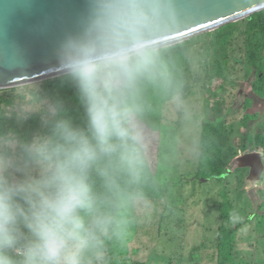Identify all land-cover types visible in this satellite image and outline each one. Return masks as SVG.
Wrapping results in <instances>:
<instances>
[{
  "label": "clouds",
  "instance_id": "1",
  "mask_svg": "<svg viewBox=\"0 0 264 264\" xmlns=\"http://www.w3.org/2000/svg\"><path fill=\"white\" fill-rule=\"evenodd\" d=\"M156 14V0H92L87 23L56 51L86 125L66 118L59 98H40L33 88L15 115L18 122L38 119L40 127L30 136L15 128L0 131V264L102 259L100 235L118 223L111 210L119 206L120 180L136 183L145 167V136L137 123L141 87L163 86L167 79L166 66L148 44ZM260 149L239 154L230 173L246 154L260 153L264 161ZM245 168L247 195L262 205L264 171L254 179Z\"/></svg>",
  "mask_w": 264,
  "mask_h": 264
},
{
  "label": "rangeland",
  "instance_id": "2",
  "mask_svg": "<svg viewBox=\"0 0 264 264\" xmlns=\"http://www.w3.org/2000/svg\"><path fill=\"white\" fill-rule=\"evenodd\" d=\"M211 39L202 37L193 45L189 64L192 84L198 78L203 81L212 75L211 64L216 62L218 53L208 49L212 46ZM242 47L243 40L234 46L229 65L232 71L227 80H207V89L203 84H193L187 99L177 98L165 105L164 130L154 133L137 119L145 136L146 152L166 193L163 206L144 200H122L116 233L121 239L115 245L114 256L117 264H136L137 261L148 264H219L217 244L230 237L236 247L235 264H264V219L259 225L257 220L258 216L264 217V207L261 208L264 202L254 205L256 198L251 200L247 195L245 188L250 183L246 185L245 181L249 170L240 162L235 173L222 177V181L197 177L200 183L193 178L200 161L204 123L225 120L228 132L226 150L232 159L229 168L239 154L254 149L256 132L264 124V96L255 91V73L249 74L239 63L244 55ZM30 98L31 95L27 99H17V109L25 106ZM219 105L220 112L217 113ZM225 189L234 207L236 224L255 215L234 234L222 232L220 228V202ZM260 195L264 198V191ZM98 252L102 259L96 260L92 255V264L104 260V253Z\"/></svg>",
  "mask_w": 264,
  "mask_h": 264
},
{
  "label": "trees",
  "instance_id": "3",
  "mask_svg": "<svg viewBox=\"0 0 264 264\" xmlns=\"http://www.w3.org/2000/svg\"><path fill=\"white\" fill-rule=\"evenodd\" d=\"M202 37L212 38V46L208 49L215 50L218 55H216V62L211 64L212 75L203 81L198 78L196 81H193L194 85L203 84L204 89H207V80L213 81L217 78L227 80L228 73L232 71V66L229 65L232 57L231 54L234 52V46L238 41L243 40L242 53L244 55L239 63L247 68L249 74L255 73V91L258 92V95L264 96L263 9L245 19L220 27L215 32L207 33L195 37L190 41L155 51L160 61L167 68V79L163 86H158L151 82H145L142 85L140 91L142 110L138 117L154 133H159L161 130H164L162 126L165 119L163 114L165 105L177 98L187 99L191 95L190 88H193V84L190 81L189 64L191 54L194 51L193 45ZM33 88L38 89L40 98H59L63 103L66 118L71 119L81 127L86 125V115L79 95L67 75H63L31 85L15 88H0V131L15 128L21 134L30 136L32 132L40 127L38 119L18 122L15 115L19 111L16 105L17 99H27V96L31 95L30 90ZM19 90L24 91L21 93ZM216 112H220V105L216 109ZM227 137L228 132L223 118L220 122L204 123L200 141V161L198 163V170L194 172L193 178L197 179L198 177L200 180L215 178L222 181V177H229L228 174H230V171L227 167L232 159L230 157L231 154L226 150ZM254 139V145L264 151V124L263 126H259ZM236 178L239 181L238 176ZM94 181L98 191L103 192L102 181L98 177H94ZM236 182L237 180L235 179ZM218 186L225 187L222 184H218ZM120 188L119 206L111 210L117 221L120 219L122 200L125 198H130L135 201H150L159 203L162 206L164 205L163 200L165 199L166 192L159 181L158 174L154 171L146 149L145 167L140 179L136 183H129L128 178L123 177L120 180ZM222 197L223 201L220 202L222 210V223L220 228L222 232L234 234L235 231H239L250 220L249 217H246L236 224V220L234 221V207L230 200L231 198L229 199V192L226 190L222 194ZM228 206H231V208H228ZM102 207L105 210H109L107 205H102ZM117 226L118 223L108 232L100 235L101 244L97 251L104 253V260L99 264H117L114 259L115 245L121 239V236L116 234ZM233 244L234 240L231 237L225 239V241L220 240L218 245L220 250V264H235V255L237 254L234 253L235 247H233ZM136 264L148 263L137 261Z\"/></svg>",
  "mask_w": 264,
  "mask_h": 264
},
{
  "label": "water",
  "instance_id": "4",
  "mask_svg": "<svg viewBox=\"0 0 264 264\" xmlns=\"http://www.w3.org/2000/svg\"><path fill=\"white\" fill-rule=\"evenodd\" d=\"M91 4L92 0H0V88L66 75L57 48L66 35L87 23ZM156 5L148 40L154 51L245 19L263 10L264 0H156ZM238 162L260 179L264 171L260 153L246 154Z\"/></svg>",
  "mask_w": 264,
  "mask_h": 264
},
{
  "label": "flooded vegetation",
  "instance_id": "5",
  "mask_svg": "<svg viewBox=\"0 0 264 264\" xmlns=\"http://www.w3.org/2000/svg\"><path fill=\"white\" fill-rule=\"evenodd\" d=\"M261 150V149H260Z\"/></svg>",
  "mask_w": 264,
  "mask_h": 264
}]
</instances>
